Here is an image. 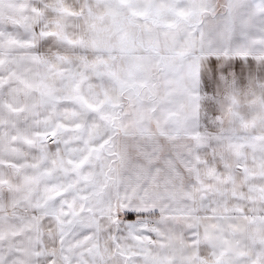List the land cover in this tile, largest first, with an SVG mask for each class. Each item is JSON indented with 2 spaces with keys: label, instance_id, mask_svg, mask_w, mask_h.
Wrapping results in <instances>:
<instances>
[{
  "label": "snow or ice",
  "instance_id": "obj_1",
  "mask_svg": "<svg viewBox=\"0 0 264 264\" xmlns=\"http://www.w3.org/2000/svg\"><path fill=\"white\" fill-rule=\"evenodd\" d=\"M0 264H264V0H0Z\"/></svg>",
  "mask_w": 264,
  "mask_h": 264
}]
</instances>
